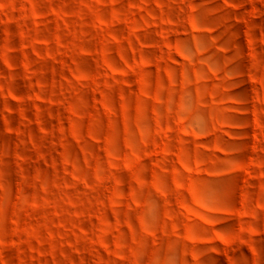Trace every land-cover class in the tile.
Masks as SVG:
<instances>
[{
    "label": "rangeland",
    "instance_id": "rangeland-1",
    "mask_svg": "<svg viewBox=\"0 0 264 264\" xmlns=\"http://www.w3.org/2000/svg\"><path fill=\"white\" fill-rule=\"evenodd\" d=\"M0 264H264V0H0Z\"/></svg>",
    "mask_w": 264,
    "mask_h": 264
}]
</instances>
